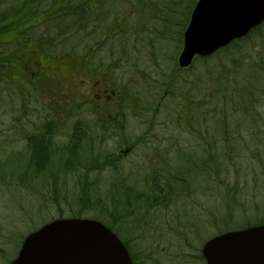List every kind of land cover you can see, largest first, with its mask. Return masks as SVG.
I'll return each mask as SVG.
<instances>
[{
	"label": "trees",
	"instance_id": "1",
	"mask_svg": "<svg viewBox=\"0 0 264 264\" xmlns=\"http://www.w3.org/2000/svg\"><path fill=\"white\" fill-rule=\"evenodd\" d=\"M3 1L0 93L5 92L1 99H10L15 112L27 106L21 97L25 91L27 97L31 92L32 102L39 98L32 89L42 79L43 62L33 55L34 68L28 66L27 73L28 52L72 60L75 74L89 72L92 80L81 82V92L95 84L104 89L103 103L85 96L93 106L90 111L80 99H67L69 113L64 121H57L55 112L44 111L42 105L45 126L31 124L36 130L41 127L39 134L25 130L26 124L18 118V125L10 130L16 134L19 126L24 128L19 136L24 146L7 150L0 145V193L19 217L11 225L13 234L21 230L19 239L10 231L0 233V243L14 242L9 259L17 256L27 235L60 219L104 224L125 244L134 264H164L159 258L167 253L173 264H195V260L205 264L201 250L210 239L264 226V23L214 55L196 58L190 68L180 69L176 57L166 54L160 37L167 36L166 28L173 24L177 13L173 8L188 5L185 0H143L148 4L142 5V14L152 16L146 31L159 34L156 42L145 35L128 40L122 36L119 20L134 0H70L62 5L60 0H13L12 14L20 17L28 10L27 20L41 16L27 27L21 26L26 19L8 18L11 10L5 11ZM197 1L187 9L186 22L179 18L176 23L175 55L180 54ZM14 32L16 37L11 38ZM18 35L23 42L16 39ZM109 40L113 43L107 47ZM31 41L35 44H28ZM98 52L117 61L101 64L96 61ZM86 56L89 63L83 73L77 60ZM21 69L25 75L20 84L14 76ZM145 79L153 82L155 103L140 112L143 99L138 84ZM105 83L116 95L113 118L105 111ZM146 92H150L147 86ZM4 101L0 110L8 107ZM132 121L140 126L135 133L128 131ZM164 136L172 138L170 146L154 147L155 140L159 143ZM131 148L140 156L138 166L123 162ZM11 157L14 163L7 170ZM250 217L258 220L240 222ZM6 256L0 247V257Z\"/></svg>",
	"mask_w": 264,
	"mask_h": 264
},
{
	"label": "water",
	"instance_id": "2",
	"mask_svg": "<svg viewBox=\"0 0 264 264\" xmlns=\"http://www.w3.org/2000/svg\"><path fill=\"white\" fill-rule=\"evenodd\" d=\"M264 22V0H198L184 33L178 62L191 66L241 39ZM206 264H264V226L210 239L202 249ZM10 264H133L123 242L104 224L61 219L29 234Z\"/></svg>",
	"mask_w": 264,
	"mask_h": 264
},
{
	"label": "rangeland",
	"instance_id": "3",
	"mask_svg": "<svg viewBox=\"0 0 264 264\" xmlns=\"http://www.w3.org/2000/svg\"><path fill=\"white\" fill-rule=\"evenodd\" d=\"M17 1V0H16ZM66 2H69L70 0H60L59 5H62ZM171 2L174 3H178L177 0H170ZM13 0H4L2 2V4H4V6H6V10H11V12L8 15V18H11V20H19V19H23V20H27V17H29V11L25 10L24 12L20 13L22 14V16L19 17V14L14 15L13 13V6L15 5ZM193 2L194 0H185V3L188 5H182L180 2L179 6H176L173 9L177 10V13L174 16V21L172 25L169 26V30L171 31V33H173V35L175 37H170L169 34L170 31L166 28L167 31V36L165 37H160L163 38L164 40V45L162 44V47L165 48L166 50V54H168L170 57H173V55L176 57V59L178 60L179 55H175V51H176V46L177 45V39L176 35L177 32L179 30L178 28V24H176L179 21V18L182 19L181 23H185L187 16L189 15V11L187 10L189 7H193ZM148 3L145 1L143 3V0H134L132 4H129L131 6V10H128V12L124 13V15H122V19L123 20H119V26L123 28L124 30V36L125 39H129L131 37H142L145 35V37H147L148 41H153L156 42L158 41L159 38V34H156V36H152L151 32H147L146 30L149 29L150 25L152 24V22H150V19L152 18V16H144L142 14V5H147ZM36 5V4H35ZM134 5V6H133ZM169 5V4H168ZM170 6V5H169ZM171 7V6H170ZM144 11L146 13V15L149 14V8L146 7L144 8ZM141 14V15H140ZM171 17L172 15H166ZM18 17V18H16ZM15 18V19H14ZM115 18V17H114ZM41 20V16H36V17H31L30 20H27V22H25L24 24H21V26L23 27H27V25L29 24H35L38 23V21ZM180 23V24H181ZM123 24V26H122ZM19 26V27H21ZM17 31L19 30V28L16 29ZM17 33H12L11 38L15 35L16 37ZM91 35V34H90ZM9 36V37H10ZM172 36V35H171ZM8 37V38H9ZM18 41L23 42L21 40V36H17L16 38ZM175 40V41H174ZM113 43L112 41L109 40V42L107 43V47L109 44ZM158 43V42H157ZM263 46H264V39L262 40ZM28 44H35L33 41L29 42ZM158 45V44H157ZM28 47L30 48V46L28 45ZM28 48V49H29ZM33 49V48H32ZM32 49H30L31 51H33ZM180 49V53H181ZM97 51V49H95V52ZM88 55L91 57V55L93 54V48L89 47L87 49ZM179 53V52H178ZM36 55L37 58H40L43 62V67L47 68L46 71H43V75H41V78H44V80H36V77H32L33 80L36 81H40L36 83V87L33 88L32 92H34L39 98L36 97V101L32 102V94L30 92V96L28 95V97L26 96V91L25 94L21 95V97L23 98V102L26 103V107H23V110L15 112L14 108H13V104L10 102V99L7 100H3L1 99V97L6 96L5 92H3V94L1 95L0 93V101H4V103L8 104V107H4V110H0V145H3L4 148L11 149L12 147L15 148V150H17V146L20 148H22L24 146V142L21 141V139H19V136L21 135V131L26 127L25 130L31 132L30 130H34L35 126H31V124L33 122H35L37 125H41L42 121H43V116L41 115L42 110L41 107L43 105L44 111H54V118H57V121H64L63 119H67V115L69 113V111H67L65 109V103L66 100L69 98H74V100H78L80 99L86 106V108L90 110H92V105L88 104L87 101L85 100V97L83 96V98H79V94H81V90H82V81L85 80L87 77H90V73L88 72L87 76H82L81 73L76 74L75 77V69L72 68L69 64L70 61L72 60H63V59H58V60H52L50 58H47L46 56L41 55L40 53H35V52H31V53H27L26 54V66H27V73L31 72L29 71L30 69L34 68V65H32L31 61L35 58ZM78 59V58H77ZM110 59V62L114 59L115 61H117V57H112L110 56V58H108L107 54H102L100 52L97 53L96 56V61L103 64L104 65L108 62V60ZM79 64L80 66H82V71L83 73L85 72L86 68H87V63H89V59L87 58H80L79 60ZM117 65V64H115ZM170 65V64H169ZM29 66V68H28ZM118 66V65H117ZM18 67H20V65H18ZM81 71V70H80ZM203 69L200 72V75H203L202 73ZM35 72V71H33ZM32 72V73H33ZM15 72H13L14 74ZM25 75V70L21 69L19 72L16 73L15 77V81L17 83L22 82V80L24 79L23 74ZM35 74H38L37 72ZM153 75H155V72H153ZM118 76V75H117ZM39 77V76H37ZM70 77L74 80V77L76 78V84L75 87L73 85H65L63 82H65V80L70 79ZM112 74L107 78L108 80H111ZM91 78V77H90ZM77 79H79L80 83L77 82ZM94 80H98V81H105L103 78L101 77H95L93 78ZM92 80V78H91ZM159 79H157L158 81ZM35 81V82H36ZM106 82V81H105ZM54 84V85H53ZM148 87L150 92H146L144 94L145 91V87ZM105 87V95L108 96L105 100V102L107 103V111L106 114L110 117L113 118L114 116L112 115V111H115V107H116V102H114V97L115 92L113 93V89H110L108 86H106V83L104 84ZM138 90L141 92V99H143L141 101L140 104V112H144L146 111L148 108V104H152L154 106L155 103V88L153 87V82L150 80L145 79V81L143 83H139L138 84ZM24 93V92H23ZM78 95V97H77ZM93 96L87 95L86 99L88 98H92ZM98 101L102 102L101 99H98ZM97 101V105H101L102 103L98 104ZM93 104V103H92ZM142 105V106H141ZM174 114V113H173ZM64 117V118H63ZM20 118L21 121H23L22 123L26 124V126H23L24 128L21 129L20 126L17 129V133L13 134L10 130L11 127H15L17 126V119ZM74 118V117H72ZM139 119H144V117H139ZM150 124V121L148 122ZM139 125L135 124V121L130 122L129 127H128V131L129 133H135L138 129H139ZM30 129V130H28ZM172 141V138H167L166 136L162 137L161 140L159 139V143L157 142V140H155V146L154 147H159V148H168ZM18 144V145H17ZM14 145V146H12ZM109 149H113V144L109 143L108 144ZM116 150V147L115 149ZM126 155V160L124 159L123 162L127 163V164H131V165H135L138 166V162L140 161V156L138 154V151H134L132 148L131 150H129L128 153L125 154ZM14 163V157H11V160L9 161V164L7 163V170H11L12 167L10 164ZM210 193L212 194V191H210ZM245 196V195H244ZM243 196V197H244ZM53 211V210H52ZM50 212V216L53 215L54 212ZM23 212L31 215L29 212V210H27V208L23 207ZM36 212V211H35ZM48 214V215H49ZM17 215V214H16ZM13 213V210L11 208V205L7 204V199H2L1 197V193H0V233L4 234V233H8V231H10L12 234L15 231V227H11V225L14 223V221L17 219L19 222V217L17 215ZM44 216V215H43ZM39 218V217H37ZM36 218V219H37ZM35 219V220H36ZM258 220L255 217H250L249 219H243L240 222H242V224L246 223V222H254ZM42 223V221H39L38 225H40ZM4 228L5 231L1 230ZM4 232V233H3ZM12 237H14L15 239H19L21 237V230L17 233H14L12 235ZM137 245H140L141 242H136ZM14 242L13 241H8L5 243H0V247L4 250L5 253H7L6 258L5 257H0V264H9V261L11 259L8 258L9 254L13 251V246ZM16 251V249H15ZM196 251V250H195ZM195 251H188V253L190 252H195ZM170 253H167L163 256H161L159 258V261H163L164 264H173L172 259H169L170 257ZM7 259L8 261L4 260ZM185 264V262H184ZM195 264H197L196 260H195Z\"/></svg>",
	"mask_w": 264,
	"mask_h": 264
},
{
	"label": "flooded vegetation",
	"instance_id": "4",
	"mask_svg": "<svg viewBox=\"0 0 264 264\" xmlns=\"http://www.w3.org/2000/svg\"><path fill=\"white\" fill-rule=\"evenodd\" d=\"M39 73H42L43 71H46L47 68L40 66L39 67ZM43 74V73H42ZM76 77V74H75ZM74 77V80L70 77V79L65 80V82H63L65 85H75L76 84V78ZM92 95L95 96L97 99H101V101L103 102L104 100V89L102 87H99L98 84H95L94 86H92L91 88L85 89V92H82L80 95L81 97H85L87 95ZM100 102V101H99ZM45 123L44 121H42L41 127H44ZM41 127L39 129H37L36 131H34L33 133L39 134L37 131H39L41 129ZM129 150L125 151V154L128 153Z\"/></svg>",
	"mask_w": 264,
	"mask_h": 264
},
{
	"label": "bare ground",
	"instance_id": "5",
	"mask_svg": "<svg viewBox=\"0 0 264 264\" xmlns=\"http://www.w3.org/2000/svg\"><path fill=\"white\" fill-rule=\"evenodd\" d=\"M180 56V55H179ZM178 59H179V57H178Z\"/></svg>",
	"mask_w": 264,
	"mask_h": 264
}]
</instances>
